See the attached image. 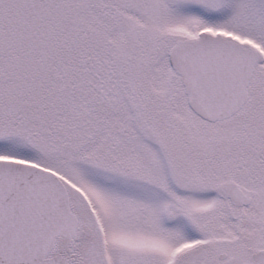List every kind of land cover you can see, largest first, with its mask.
<instances>
[{"label":"snow or ice","instance_id":"snow-or-ice-1","mask_svg":"<svg viewBox=\"0 0 264 264\" xmlns=\"http://www.w3.org/2000/svg\"><path fill=\"white\" fill-rule=\"evenodd\" d=\"M0 264H264V0H0Z\"/></svg>","mask_w":264,"mask_h":264}]
</instances>
